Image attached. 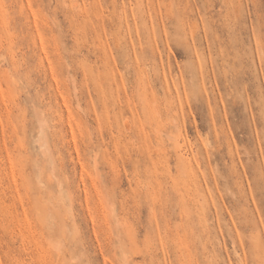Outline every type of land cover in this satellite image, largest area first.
Listing matches in <instances>:
<instances>
[{"label":"rangeland","instance_id":"obj_1","mask_svg":"<svg viewBox=\"0 0 264 264\" xmlns=\"http://www.w3.org/2000/svg\"><path fill=\"white\" fill-rule=\"evenodd\" d=\"M247 240L264 0H0V264H243Z\"/></svg>","mask_w":264,"mask_h":264},{"label":"bare ground","instance_id":"obj_2","mask_svg":"<svg viewBox=\"0 0 264 264\" xmlns=\"http://www.w3.org/2000/svg\"><path fill=\"white\" fill-rule=\"evenodd\" d=\"M184 159L186 162L190 163L192 159L186 154H184ZM197 159V158H196ZM239 217V216H238ZM241 217V216H240ZM248 224L242 225L241 231H248L251 233L250 238H258L260 234H255V231L260 233L261 227H259L257 222H247ZM238 234L240 232L238 231ZM247 249L244 248L242 257H240L239 261L243 264H264V246L261 242L247 240Z\"/></svg>","mask_w":264,"mask_h":264}]
</instances>
